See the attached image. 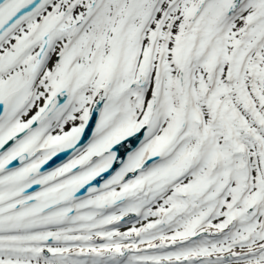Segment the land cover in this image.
Segmentation results:
<instances>
[{"label":"snow or ice","instance_id":"snow-or-ice-1","mask_svg":"<svg viewBox=\"0 0 264 264\" xmlns=\"http://www.w3.org/2000/svg\"><path fill=\"white\" fill-rule=\"evenodd\" d=\"M0 264H264V0H0Z\"/></svg>","mask_w":264,"mask_h":264}]
</instances>
